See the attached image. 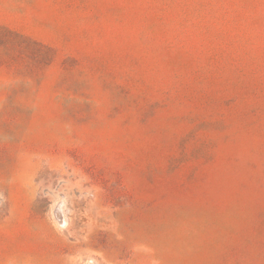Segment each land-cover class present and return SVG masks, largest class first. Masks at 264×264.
<instances>
[{
	"label": "rangeland",
	"instance_id": "rangeland-1",
	"mask_svg": "<svg viewBox=\"0 0 264 264\" xmlns=\"http://www.w3.org/2000/svg\"><path fill=\"white\" fill-rule=\"evenodd\" d=\"M0 264H264V0H0Z\"/></svg>",
	"mask_w": 264,
	"mask_h": 264
}]
</instances>
